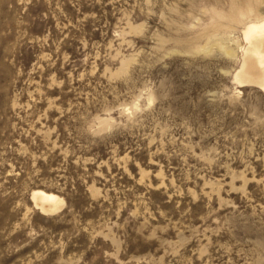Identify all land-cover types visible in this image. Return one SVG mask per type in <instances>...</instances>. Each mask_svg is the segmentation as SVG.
Returning a JSON list of instances; mask_svg holds the SVG:
<instances>
[{"label":"rangeland","instance_id":"rangeland-1","mask_svg":"<svg viewBox=\"0 0 264 264\" xmlns=\"http://www.w3.org/2000/svg\"><path fill=\"white\" fill-rule=\"evenodd\" d=\"M263 18L0 0V264H264V89L236 77Z\"/></svg>","mask_w":264,"mask_h":264},{"label":"bare ground","instance_id":"bare-ground-1","mask_svg":"<svg viewBox=\"0 0 264 264\" xmlns=\"http://www.w3.org/2000/svg\"><path fill=\"white\" fill-rule=\"evenodd\" d=\"M243 33L249 44L236 77L244 81H254L264 89V18L250 23ZM31 193L32 199L44 213L56 210L61 200L58 195L43 190H33Z\"/></svg>","mask_w":264,"mask_h":264}]
</instances>
